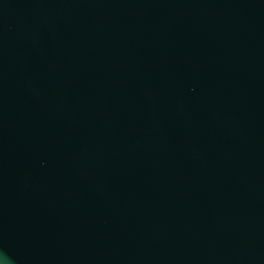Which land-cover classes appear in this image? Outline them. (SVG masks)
Instances as JSON below:
<instances>
[{
	"label": "water",
	"instance_id": "1",
	"mask_svg": "<svg viewBox=\"0 0 264 264\" xmlns=\"http://www.w3.org/2000/svg\"><path fill=\"white\" fill-rule=\"evenodd\" d=\"M0 264H264V0H0Z\"/></svg>",
	"mask_w": 264,
	"mask_h": 264
}]
</instances>
